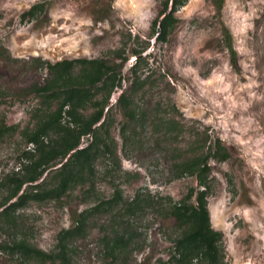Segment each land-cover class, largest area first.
Returning a JSON list of instances; mask_svg holds the SVG:
<instances>
[{
	"label": "rangeland",
	"instance_id": "rangeland-1",
	"mask_svg": "<svg viewBox=\"0 0 264 264\" xmlns=\"http://www.w3.org/2000/svg\"><path fill=\"white\" fill-rule=\"evenodd\" d=\"M216 1L178 0L157 41L149 30L164 0H0V125L15 127L0 136V199L8 192L5 175L26 163L22 132L66 99L59 90L47 99L36 95L59 72L41 63L99 59L121 45L148 44L137 70H130L131 57L120 75L63 107L60 122L70 128L66 112L80 125L102 116L81 141L99 146L92 172L59 200L29 202L8 223L0 219V244L23 240L50 255L83 218L82 234L61 244L63 261L0 249V264H166L180 234L169 205L196 189L187 171L215 140L229 155L208 160L207 210L220 234L219 256L224 264H264V0H223L219 9ZM35 4L36 17L23 19ZM168 13L160 21L170 20ZM56 139L53 132L45 137ZM58 167L44 174L46 186ZM115 238L124 244L110 251Z\"/></svg>",
	"mask_w": 264,
	"mask_h": 264
},
{
	"label": "trees",
	"instance_id": "trees-1",
	"mask_svg": "<svg viewBox=\"0 0 264 264\" xmlns=\"http://www.w3.org/2000/svg\"><path fill=\"white\" fill-rule=\"evenodd\" d=\"M184 1V0H183ZM223 0H217L218 9ZM178 0H164L162 10L151 22L149 34L155 37V40H164L167 34V26L173 21V14L176 11ZM183 3V2H181ZM38 5L31 6L21 17L35 18ZM167 10V17L170 20L160 21V17ZM164 21L165 23H163ZM160 23L164 27L160 30ZM226 45L231 57V65L236 67V52L230 43L229 35L226 31ZM129 40L138 41L139 37L133 39L128 35ZM148 46V44H146ZM143 47L140 50L133 48L126 49L121 45L111 55L99 59H72L51 64L49 62L41 63L48 70L58 68L56 77L47 84L37 86L36 95H42L43 99L59 90L65 95V100L59 108L52 114V117L45 115L38 119L33 129H26L22 132L24 141L29 148L22 153L26 159L20 170L13 171L3 178L1 185L8 189L7 194L0 199V219L9 222L13 219L14 213L24 207L29 202H43L45 200H59L71 187L82 182L84 175L92 172V165L99 146L94 142H88L81 146V141L85 137H90L92 127L101 120V114L94 116L89 122L82 123L72 116L70 112L66 114L75 123L73 128L63 126L61 117L63 107L73 101L77 93L92 88L102 82L108 75L117 73L120 75L124 64L133 57V64L130 66L131 72L138 69L142 61V53L147 49ZM118 85L121 86L120 79ZM8 130H15V127H5L0 125V136ZM51 132L57 134L56 140L47 142V137ZM31 147V148H30ZM108 150V149H107ZM229 155L220 140H215L208 148L205 158L191 167L187 172L196 182V189L190 188L186 191L184 198L176 203L169 205V217L172 219L180 234L172 241L171 254L166 264H193L198 260L204 261V264H224L222 256H219L218 238L220 234L212 230L210 225L209 213L207 210L208 182L209 175L208 160L224 162ZM59 164L55 174H53V184L48 187L44 183V174H48L51 166ZM182 170L178 171L180 175ZM119 196L116 193L114 200ZM84 225V219L71 230L64 231L60 236L62 244L66 238L75 235H81ZM59 244V250L56 254H45L35 248H32L25 241H17L10 246L0 244L2 251H8L11 254L16 252L22 257H34L42 261L45 260H64L66 257V248ZM124 244L122 238H115L110 251Z\"/></svg>",
	"mask_w": 264,
	"mask_h": 264
}]
</instances>
